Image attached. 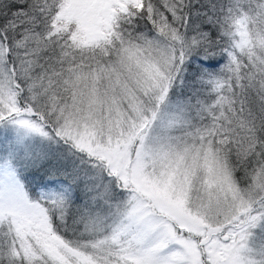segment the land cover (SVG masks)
Wrapping results in <instances>:
<instances>
[{"label": "snow or ice", "instance_id": "1", "mask_svg": "<svg viewBox=\"0 0 264 264\" xmlns=\"http://www.w3.org/2000/svg\"><path fill=\"white\" fill-rule=\"evenodd\" d=\"M0 264H264V0H0Z\"/></svg>", "mask_w": 264, "mask_h": 264}]
</instances>
